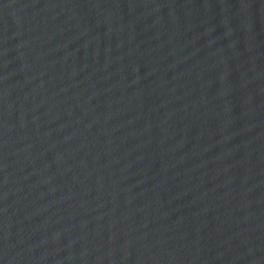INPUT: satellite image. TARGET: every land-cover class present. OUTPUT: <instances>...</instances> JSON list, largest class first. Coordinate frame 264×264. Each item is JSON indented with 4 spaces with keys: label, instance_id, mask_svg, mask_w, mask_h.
<instances>
[{
    "label": "water",
    "instance_id": "obj_1",
    "mask_svg": "<svg viewBox=\"0 0 264 264\" xmlns=\"http://www.w3.org/2000/svg\"><path fill=\"white\" fill-rule=\"evenodd\" d=\"M0 264H264V0H0Z\"/></svg>",
    "mask_w": 264,
    "mask_h": 264
}]
</instances>
